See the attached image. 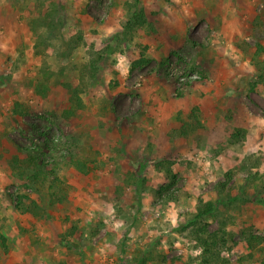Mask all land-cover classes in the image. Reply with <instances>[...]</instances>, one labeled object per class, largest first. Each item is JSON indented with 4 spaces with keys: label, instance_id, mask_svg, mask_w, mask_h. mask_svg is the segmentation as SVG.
<instances>
[{
    "label": "rangeland",
    "instance_id": "rangeland-1",
    "mask_svg": "<svg viewBox=\"0 0 264 264\" xmlns=\"http://www.w3.org/2000/svg\"><path fill=\"white\" fill-rule=\"evenodd\" d=\"M0 234V264H262L264 0H0Z\"/></svg>",
    "mask_w": 264,
    "mask_h": 264
},
{
    "label": "trees",
    "instance_id": "trees-1",
    "mask_svg": "<svg viewBox=\"0 0 264 264\" xmlns=\"http://www.w3.org/2000/svg\"><path fill=\"white\" fill-rule=\"evenodd\" d=\"M143 15L142 14H134V16L132 17V20L128 21L125 23V26L123 27L124 29H127V26H130L132 24L133 21H135L137 24H141L143 23ZM136 65H140V62L136 63ZM238 134H235V139L237 141H239L238 139ZM39 172V171H38ZM168 173H170V170H167ZM18 201L16 202V208L21 211V212H25L28 211L27 207L23 206L24 202L23 200H28V198L24 195V196H18ZM34 206V203H31ZM215 211V205L211 204V203H207L203 205V210H201L197 216L196 219L199 218H203V216H208L211 213H213ZM199 247H201L202 251H203V264H208L209 262H211L214 258L217 257V259L219 258L218 254L219 252H215L214 249L216 247V237H212L209 236L207 238H203V237H199L197 238ZM261 239H259L258 237H250V238H246V243L247 246L249 248H253L255 245V243H260ZM0 248L3 252H7V245H6V240L5 238L0 234ZM145 260L140 259L137 264H144ZM262 264H264V261L261 262Z\"/></svg>",
    "mask_w": 264,
    "mask_h": 264
},
{
    "label": "crops",
    "instance_id": "crops-1",
    "mask_svg": "<svg viewBox=\"0 0 264 264\" xmlns=\"http://www.w3.org/2000/svg\"><path fill=\"white\" fill-rule=\"evenodd\" d=\"M201 103H203V101H201ZM200 113H201V115H202L203 112H200ZM176 115H177V114H176ZM186 121H187V120H185V122H186ZM188 121H189V120H188ZM211 122H212V121H211ZM202 123H203V121H202ZM170 125H171L170 127H171L172 129L178 128V126H179L177 123H173V124H170ZM180 125H181V124H180ZM167 132H168V131H167ZM189 143H190V141L188 142V144H189ZM188 144H186V145H188Z\"/></svg>",
    "mask_w": 264,
    "mask_h": 264
}]
</instances>
